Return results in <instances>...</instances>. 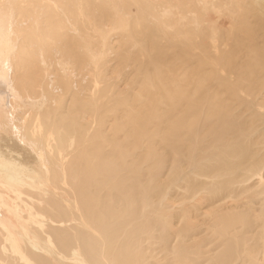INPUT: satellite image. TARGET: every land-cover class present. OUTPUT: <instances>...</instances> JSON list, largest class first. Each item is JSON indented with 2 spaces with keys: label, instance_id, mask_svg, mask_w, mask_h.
I'll list each match as a JSON object with an SVG mask.
<instances>
[{
  "label": "bare ground",
  "instance_id": "bare-ground-1",
  "mask_svg": "<svg viewBox=\"0 0 264 264\" xmlns=\"http://www.w3.org/2000/svg\"><path fill=\"white\" fill-rule=\"evenodd\" d=\"M0 264H264V0H0Z\"/></svg>",
  "mask_w": 264,
  "mask_h": 264
}]
</instances>
